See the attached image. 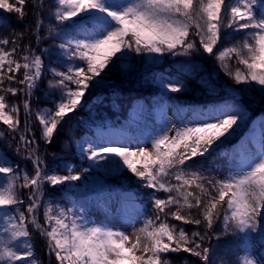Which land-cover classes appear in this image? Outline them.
Segmentation results:
<instances>
[{
	"label": "snow or ice",
	"instance_id": "6c2138e0",
	"mask_svg": "<svg viewBox=\"0 0 264 264\" xmlns=\"http://www.w3.org/2000/svg\"><path fill=\"white\" fill-rule=\"evenodd\" d=\"M26 3L0 0V10L23 19ZM58 4L42 38L40 0L35 47L21 48L15 38H0V124L16 144V154L27 153L22 158L32 165L30 173L0 154V264H38L29 225L45 238L47 255L54 256L55 264H173L169 254L181 252L197 258L193 264H213L214 249L205 246L206 240L242 233L244 252L252 241L264 242V121L259 139L247 137L223 153L225 175H213L207 163L241 128L246 116L243 97L258 90L264 98V0H58ZM229 29V36L242 34L243 39L221 50L222 33ZM42 39L55 43L39 48ZM18 52H23L19 58ZM197 53L214 58L234 80L238 87L229 86L230 99L191 104L177 100L171 115L161 107L159 122L144 136L105 126L73 140L76 128L71 127L60 147L74 146L88 163L80 170L67 162L49 169L39 155L41 144L46 149L53 145L59 128L85 106L92 89L108 87L112 96L118 95L105 80L108 73L119 72L128 80L137 74L138 61L189 58L182 62L187 72L152 77L159 101L165 102L172 99L169 94L190 90L180 77L195 78L198 65L191 57ZM45 54L54 56V63L64 70L50 68L57 78L49 81L57 93L53 107L33 110L31 97L45 69ZM233 58L243 68L233 72L228 63ZM140 82L148 83L142 76ZM197 83L205 95L215 94L211 75L199 77ZM7 94L22 96V109L10 103ZM102 102L103 96L87 101L93 106ZM33 113L38 130L32 127ZM82 124L80 120L77 126ZM4 137L0 131V139ZM90 170L125 179V173H131L146 190L150 213L136 207L131 192L123 196L118 219L127 222L131 234L113 226L108 220L111 210L104 221L94 222L84 215L83 205L77 211L75 203L67 207L57 202L55 193H60L59 199L64 192L75 194ZM41 207L43 224L38 221ZM218 222L222 232L216 231ZM181 225L203 228V233L193 230L189 235ZM243 264L259 262L246 255Z\"/></svg>",
	"mask_w": 264,
	"mask_h": 264
},
{
	"label": "trees",
	"instance_id": "16d2710c",
	"mask_svg": "<svg viewBox=\"0 0 264 264\" xmlns=\"http://www.w3.org/2000/svg\"><path fill=\"white\" fill-rule=\"evenodd\" d=\"M39 7L40 0H27L23 19H20L16 13H6L3 10H0V38L6 37L9 40L15 38L21 48L29 44L35 46L33 30L37 19L35 12ZM58 7V0H44V25L40 32L42 38L47 36V30L53 24L52 15ZM12 16H16V18H13ZM230 32L231 30L229 29L222 33V40L218 46L221 50L223 47L232 46L243 39L242 34L232 33L231 36H229ZM224 37H227V39ZM54 43L55 41L52 39H42L39 48H45ZM9 47H11V45H9ZM37 54H39V49H37ZM21 55H23V52H18L17 58ZM188 59L189 58L186 57L174 58L169 56L155 64L138 61L137 74L128 80H124L119 72L113 71L108 73L105 80L112 83L113 86L117 88L118 95L112 96L111 88L108 87L91 90L86 97L85 106L81 107L74 115H71L70 118H66V121L59 128L58 134L60 137L59 142L57 141L58 145L53 142V146L46 149L45 146L41 144L39 151V153H41L39 155L46 160L49 169L57 167L65 162L74 164L77 170L88 166L87 161L79 156L71 143L67 150H62L60 147V142L68 139L65 131H68L71 127L76 128L75 134L72 137L73 140L79 138L84 133L95 132L96 129L101 128L104 124L119 129H126L136 136H143L144 134H148V132L154 127V123L159 122V119L150 114L147 117H142L141 113H138L139 111L134 108L136 104H142V110L149 111L154 108L160 111L161 107L165 109L168 105H176L177 100L184 104L203 103L206 101L222 103L231 98V95L228 94L224 88H229V86L233 88L238 87L235 85L234 80L225 75L224 71L220 69L219 63L214 58L207 57L206 55L202 56L197 53L191 57V60L198 65L195 78H189L186 76L180 77L186 81L190 90L179 96L176 94H169L172 97L171 100L160 102L157 88L151 83L152 77H158L160 75H170L174 77L181 71L187 72L188 68L182 62ZM54 60V56L45 54V69L38 87L33 92V98L35 101L34 110L53 107L52 101L56 98L57 93L50 89L49 81H54L57 78L53 76L50 68L57 67L60 70H64L63 68H60L59 65L55 64ZM228 63L233 72L237 67L243 68V66L237 64V61L234 58L230 59ZM210 75L212 81H214L213 87H215V94L212 97L205 95L200 88V85L197 83L199 77L203 76L205 79H208ZM141 76L148 81V83H141ZM217 85H219V87H217ZM13 86L18 85L13 84ZM7 96L10 103H17L22 109V96L18 95L17 97H11V94H7ZM97 96H103L102 103H96L94 106L87 103V101H92ZM242 103L245 105L246 112L250 117L245 133L251 134L255 129L253 128L254 120L260 119L264 121V98L261 97L258 90L250 91L243 97ZM33 119L37 129H39V122L35 120V113ZM80 120H83V124L77 126ZM4 142L0 139V154L6 155L14 165L18 164L20 168L27 169L31 173V167L29 164L24 161L21 163L20 160L22 155L27 153L22 152L21 155H17L15 152L16 148L11 146L8 141ZM227 144L233 146L235 145V141L229 140ZM52 147L55 148L49 150ZM207 163L214 170L213 175L219 174L223 176L228 171L225 157L222 153L210 157ZM26 164H28L27 167L25 166ZM125 175L127 177L126 179L117 178L115 176L109 177L101 175L94 170H90V173H86L85 178L78 182V188L75 190V194L64 192L63 199H59V192L54 195L58 198L57 202L64 206L71 207L73 203H75L77 208H81V205H83V208H86L93 204L95 194L100 195L103 192L111 190L131 192L141 209L146 213H150L146 190L139 185L136 178L133 177L131 173L126 172ZM95 178L98 179L96 182H94ZM19 183H22V179L18 184ZM19 192L23 195L26 193V190L19 189ZM166 195L167 194H161V198H165ZM192 211L195 213V210ZM43 219V207H41L38 213V221L43 224ZM168 222L180 225V222L171 219H169ZM181 226L189 232V235L193 230H199L203 233V228L197 229L196 226L192 225ZM29 230L32 233V243L36 253L35 258L38 264H46V261L48 260L46 258V240L45 238H42L39 231L34 229L31 225H29ZM222 230L223 225L218 222L216 231L222 232ZM242 236V233L234 231L221 235L219 240L215 238L210 241L206 240L205 246H209L210 244L214 249L213 264H227V262L228 264H238V262L239 264H243L246 255H254L260 264H264V242L254 240L251 245L248 246L247 252H244L241 250L244 248ZM225 252L228 253L229 258L226 254L227 258L224 259ZM50 258L54 261V256ZM169 259L173 261V264H183L184 261H187L188 264H193V262L197 260V258L191 257L189 254L183 252L169 254ZM51 264H54V262H51Z\"/></svg>",
	"mask_w": 264,
	"mask_h": 264
},
{
	"label": "rangeland",
	"instance_id": "374dc122",
	"mask_svg": "<svg viewBox=\"0 0 264 264\" xmlns=\"http://www.w3.org/2000/svg\"><path fill=\"white\" fill-rule=\"evenodd\" d=\"M12 17L13 18H16V16H12ZM33 47H35V46H33ZM33 95L31 97V105H32V108L34 110L35 101H34ZM21 100H23V98H21ZM173 107H175V106H170L169 105L165 109V112H167L168 115H171L170 109L173 108ZM134 108L136 110H141L142 109V105L141 104H136L134 106ZM138 113H141L142 114V117H146L148 114H152L154 116H159V112L156 111V110L143 111V112L142 111H139ZM33 117H34V113H33V116H32V127H33L34 130H38L37 127H36V125H35V123H34ZM21 120H22V125H23V112L21 113ZM249 120H250V117H249V115L246 112L245 120L241 123V128L238 130L237 134L233 138H230V140L235 141V145H239L242 142V140H244L245 138L250 137V136H255L256 139H259L260 138V136H261V127L260 126H261V122H262L261 120H255L254 121L255 131L251 135L246 136L245 129H246L248 123H249ZM105 126H107V130L117 129V128L112 127V126H109L107 124L103 125L101 128H104ZM0 131L5 132V137L3 139H1V140L3 142L4 141H8L11 146H14L16 148V144L11 142L12 141V138L10 136H8L7 131H6V128L2 124H0ZM65 132L67 133V131H65ZM59 137H60V135L57 134V136L54 138V141L53 142H55L56 145H58L57 141L59 142ZM230 146L231 145L226 144L225 147L221 150V152H223V153L226 152L227 148H229L227 151L231 150L232 146L231 147ZM134 147H135V145H133V148ZM149 147H150V145H149ZM54 148L55 147H52L49 150L54 149ZM26 155L27 154L22 155V156H26ZM20 160H21V163L23 161L24 162H27L29 164V166L31 167V172H32L31 161L30 160H25L22 157H21ZM28 164H26L25 166L27 167ZM94 171L100 173L99 170H94ZM105 176H107V175H105ZM109 177H114V176H109ZM97 180L98 179L95 178L94 179V182H96ZM124 194L125 193H121V192H106V193H103V194H101L99 196H96L95 195L94 196V205L91 208H89V209H92L95 206L96 203L101 204V202H102V207L99 208V209H97V210H93V211H89V212L87 211L88 209H83L84 215H86L87 218L90 219L91 221L101 222V221H104L105 220V214L108 213L109 210H111V215L108 216V220L113 224V226L123 227L125 230L131 231L132 229L128 225L127 226L125 225L126 221L121 220V219H118V214H119V211L121 210V202H122V199H123ZM104 199H108V200H104ZM134 202H135V200H134ZM135 204H136V207L138 209H140V206L136 202H135ZM76 210L77 211H81V209H77V207H76ZM129 211H131V209H129ZM122 223H124V224H122ZM226 254L228 256V253L225 252L224 253V259L227 258ZM249 257L252 258V259H254V260H256V261H258L256 259V257L253 256V255H251ZM46 258L48 259L46 261V264H51V262H54V264H55V259H54V261H52V259L47 255V253H46ZM228 258H229V256H228ZM220 264H222V263H220ZM227 264H228V262H227Z\"/></svg>",
	"mask_w": 264,
	"mask_h": 264
},
{
	"label": "bare ground",
	"instance_id": "6f19581e",
	"mask_svg": "<svg viewBox=\"0 0 264 264\" xmlns=\"http://www.w3.org/2000/svg\"><path fill=\"white\" fill-rule=\"evenodd\" d=\"M104 200H108V199H104ZM103 200V201H104ZM105 202V201H104ZM102 207V202H101V204H99V203H96L95 204V206L92 208V209H88L87 211L89 212V211H93V210H97V209H99V208H101ZM122 224H124V223H122ZM125 225L127 226L128 224H127V222L125 223ZM132 231V230H131ZM131 231H128L130 234H131Z\"/></svg>",
	"mask_w": 264,
	"mask_h": 264
}]
</instances>
